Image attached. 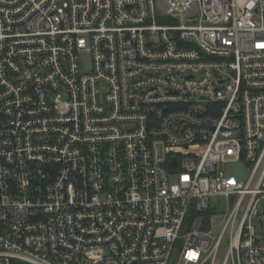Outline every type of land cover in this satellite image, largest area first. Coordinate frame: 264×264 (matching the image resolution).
Masks as SVG:
<instances>
[{
    "label": "built area",
    "instance_id": "obj_1",
    "mask_svg": "<svg viewBox=\"0 0 264 264\" xmlns=\"http://www.w3.org/2000/svg\"><path fill=\"white\" fill-rule=\"evenodd\" d=\"M0 264H264V0H0Z\"/></svg>",
    "mask_w": 264,
    "mask_h": 264
},
{
    "label": "rangeland",
    "instance_id": "obj_2",
    "mask_svg": "<svg viewBox=\"0 0 264 264\" xmlns=\"http://www.w3.org/2000/svg\"><path fill=\"white\" fill-rule=\"evenodd\" d=\"M91 63H92L91 56H87L83 58L81 63L82 69L85 71L90 70ZM226 172L231 176L232 175L236 176L240 181H243V180H247V178L249 177L250 166L247 162L232 164L226 168ZM211 206L214 210H216V212L220 213V211H226L228 205L226 204V200L223 197H219V198H214L211 201ZM223 255H224V251L221 259L223 258Z\"/></svg>",
    "mask_w": 264,
    "mask_h": 264
}]
</instances>
